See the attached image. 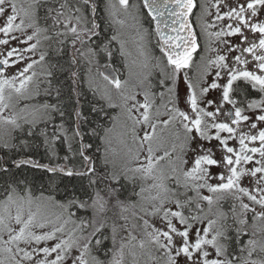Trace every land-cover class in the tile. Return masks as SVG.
<instances>
[{"label":"snow or ice","instance_id":"6c2138e0","mask_svg":"<svg viewBox=\"0 0 264 264\" xmlns=\"http://www.w3.org/2000/svg\"><path fill=\"white\" fill-rule=\"evenodd\" d=\"M0 150V264H264V0H0Z\"/></svg>","mask_w":264,"mask_h":264},{"label":"trees","instance_id":"16d2710c","mask_svg":"<svg viewBox=\"0 0 264 264\" xmlns=\"http://www.w3.org/2000/svg\"><path fill=\"white\" fill-rule=\"evenodd\" d=\"M60 63L63 65V70L62 71H57V77L58 80L61 82L63 85V92L64 96L63 99L65 102H67V95H68V89L69 86H71V80L69 79V67L70 65L68 64V57L65 56L60 60ZM81 65L80 67H82ZM83 77L84 75L81 74ZM79 88L81 90V96L80 100L82 101V107L87 114L90 110L91 105L93 104H100L103 103L102 101H99L97 97L93 96V93L88 89L87 84L85 83L84 79L82 78L80 80ZM39 99H45L44 97H40ZM51 99V98H48ZM52 102H55L54 100ZM113 114V110H108ZM92 117L90 116V119ZM99 123L102 126H107L108 120L105 118L103 120H100ZM98 143V141H97ZM63 152L60 153L61 157L63 156ZM12 153H8L7 155L5 154L4 150H0V163H3L6 159H8L10 156H12ZM20 157H29L38 160L40 163H47L49 159L46 157L44 148L41 145L39 149H31V150H25L24 152L16 154V158ZM17 172L18 178L24 179L27 178V180L30 182V186H32L33 192L36 196L41 195L43 193L44 195H48L49 192L56 197V198H62L64 191H65V185L60 184L59 189H50L49 188V182L47 180V176L45 173H43L42 170L39 169H28L24 168L21 170H14ZM69 187L71 185L69 184ZM131 188V185H129V189Z\"/></svg>","mask_w":264,"mask_h":264},{"label":"flooded vegetation","instance_id":"af4514ba","mask_svg":"<svg viewBox=\"0 0 264 264\" xmlns=\"http://www.w3.org/2000/svg\"><path fill=\"white\" fill-rule=\"evenodd\" d=\"M137 2V0H135ZM146 15V14H145ZM191 22L194 26V30L199 33L200 29L199 27L197 26V22H196V17L195 15H193L191 17ZM101 24H102V27H103V24L104 22L101 21ZM133 27V26H132ZM143 28H149L151 30V35L149 37L146 38L145 40V46L148 50V52L150 53L151 57H161L162 54L159 52V48H158V45H157V39L158 37L156 36L155 34V29H154V23L153 22H150L149 20H145L144 23H143ZM134 30V27L132 28V31L133 32ZM103 31H104V34L107 35V36H111L113 34V29H110V28H103ZM115 31H118L119 30L117 29V26L115 28ZM142 31V30H141ZM120 33V32H119ZM137 33L136 29H135V34ZM120 39H122L123 41L126 42V49L131 52L130 49H128V38L125 34V32H122L120 33ZM113 50L116 52V55H115V58H114V61H113V67L114 69H116L118 72L120 73H124L126 74L127 73V70L124 68V59L119 55V52H118V49H119V44L116 43V42H113ZM133 48V47H132ZM133 54V53H132ZM68 57V56H67ZM70 59V57H68V60ZM130 59H137V56L136 55H132L130 57ZM152 63H155V59L152 60ZM73 70H76L80 73V76L81 74L84 75V72H85V69H84V66L82 67H79L77 68L76 66H70ZM159 74V70H154L153 72V79L156 78V76ZM82 77V76H81ZM258 98V97H257ZM48 99V98H47ZM118 109L116 110H113V114H115V112H117ZM108 127H111V123L108 121V124H107ZM54 162V161H53ZM62 162V161H61ZM49 163V161L47 162ZM45 163V164H47Z\"/></svg>","mask_w":264,"mask_h":264},{"label":"rangeland","instance_id":"374dc122","mask_svg":"<svg viewBox=\"0 0 264 264\" xmlns=\"http://www.w3.org/2000/svg\"><path fill=\"white\" fill-rule=\"evenodd\" d=\"M130 2L131 3H136L135 0H130ZM119 18L120 19H124L125 20V24H124L123 27H121L120 25H117V29L119 30L120 33L125 32V34H126V36L128 38V40H127L128 41V49L131 50V53H133L132 55H136L137 56V54H136V46H137V41H138L139 37H138L137 33L135 34V28H134L133 32H131L132 28H133L132 27V21L129 18L124 17V16H121ZM34 58L38 59V55L36 57H34ZM130 61H131V59H130ZM117 131H119V129H117ZM114 146H116L115 143H114Z\"/></svg>","mask_w":264,"mask_h":264},{"label":"water","instance_id":"95a60500","mask_svg":"<svg viewBox=\"0 0 264 264\" xmlns=\"http://www.w3.org/2000/svg\"><path fill=\"white\" fill-rule=\"evenodd\" d=\"M154 23V29H155V22H153ZM163 27V26H162ZM111 71V70H110Z\"/></svg>","mask_w":264,"mask_h":264}]
</instances>
